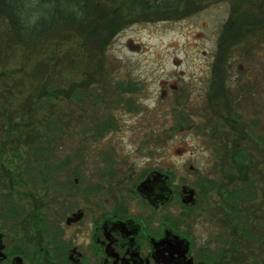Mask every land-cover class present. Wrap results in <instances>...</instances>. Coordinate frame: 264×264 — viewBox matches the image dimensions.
Returning <instances> with one entry per match:
<instances>
[{"label":"rangeland","instance_id":"1","mask_svg":"<svg viewBox=\"0 0 264 264\" xmlns=\"http://www.w3.org/2000/svg\"><path fill=\"white\" fill-rule=\"evenodd\" d=\"M92 1L90 33L63 26L74 33L65 36L60 27L28 45L13 38L0 11L1 139L11 135L26 145L48 137L54 151L64 145L67 173L97 167L98 178L112 152L127 173L131 166L171 171L188 185L199 177L219 180L238 164L264 166L251 138L264 140V28L252 17L264 0H196L195 8L192 0H158L165 9L151 14L133 10L130 0ZM112 14L121 31L103 51L105 33L96 30L107 24L96 23ZM222 66L245 104H230L227 97L235 102V95L223 94ZM256 93L262 94L252 105ZM112 119L115 129L99 139ZM211 136L225 139L226 149L210 143ZM234 139L242 154L232 159L237 148L226 142Z\"/></svg>","mask_w":264,"mask_h":264},{"label":"flooded vegetation","instance_id":"2","mask_svg":"<svg viewBox=\"0 0 264 264\" xmlns=\"http://www.w3.org/2000/svg\"><path fill=\"white\" fill-rule=\"evenodd\" d=\"M229 72L220 76L222 92L243 105ZM115 124L104 122L98 138ZM47 138L25 145L0 137V264H264V166L238 164L219 180L188 185L171 171L131 166L127 173L112 152L99 179L97 167L82 168L84 176L79 168L67 173L64 145L54 151ZM210 138L226 149L225 139ZM251 138L254 154H264V140ZM226 143L237 148L232 159L242 154L241 140ZM162 185L170 193L158 201Z\"/></svg>","mask_w":264,"mask_h":264},{"label":"trees","instance_id":"3","mask_svg":"<svg viewBox=\"0 0 264 264\" xmlns=\"http://www.w3.org/2000/svg\"><path fill=\"white\" fill-rule=\"evenodd\" d=\"M157 1L158 0H130L129 4L130 6L132 5L131 7L133 10L141 7V10L144 13L151 14L153 12L159 13L162 9H165L162 2ZM195 3L196 0L191 1V8L196 7ZM120 6L122 10H125L123 7L124 5ZM93 7L94 3L92 0H0V11L3 14L1 17L9 22L10 33L13 38L18 43L20 42L25 45L37 42L43 38L45 39V36H50L57 30H60V27L64 30L65 36H68L75 31L74 28L72 29L73 32L70 31L69 33L65 31V28L67 30L68 28H71L68 26H74L78 30L84 28L82 30H86V34L88 32L90 33V29H93V25L96 22L93 16L97 11L95 10L96 8ZM248 13L249 12H246L242 16L247 15ZM104 14L105 12L100 16H104ZM112 17L115 16L112 14L105 17L103 21L98 20L96 23L97 27L107 24L106 29L101 27L102 29L96 30V35L99 33H105L103 38L105 44L102 45L103 51L108 49L113 36L116 34L118 35L121 31L118 32L121 26L120 24H114L111 19ZM252 17L253 20H255L254 23H256L254 26L258 29L264 28V11L260 10L257 14L252 13ZM247 31L252 33L253 38L255 35H260L262 37L260 34L261 32L254 35V31ZM222 69L225 71L224 66H222L221 70ZM134 91L137 92L138 90L134 89ZM232 118L240 119L241 116L236 114V116H233ZM233 129L236 130L234 126Z\"/></svg>","mask_w":264,"mask_h":264},{"label":"water","instance_id":"4","mask_svg":"<svg viewBox=\"0 0 264 264\" xmlns=\"http://www.w3.org/2000/svg\"><path fill=\"white\" fill-rule=\"evenodd\" d=\"M159 176L162 177L161 174H159ZM162 183L164 184L165 183V180H163ZM147 184H148V180L145 181L143 183L142 187L140 188L141 193H143V194H147L148 193L146 191V189L148 188L147 187ZM154 184H156V183H154ZM169 193H170V191H169V189L167 188L166 185H162V186L158 187V194L161 195V196H159L157 200L159 201V200L168 199ZM148 198H149V196H148Z\"/></svg>","mask_w":264,"mask_h":264}]
</instances>
